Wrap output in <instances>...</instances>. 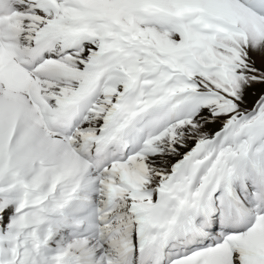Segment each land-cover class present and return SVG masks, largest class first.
Masks as SVG:
<instances>
[{"label":"bare ground","instance_id":"1","mask_svg":"<svg viewBox=\"0 0 264 264\" xmlns=\"http://www.w3.org/2000/svg\"><path fill=\"white\" fill-rule=\"evenodd\" d=\"M215 3L244 11V0H0V264H264V127L229 135L233 117L198 85H170L182 67L165 75L150 59L196 36L186 7ZM246 50L264 64L258 40ZM165 138L183 151L155 161Z\"/></svg>","mask_w":264,"mask_h":264},{"label":"rangeland","instance_id":"2","mask_svg":"<svg viewBox=\"0 0 264 264\" xmlns=\"http://www.w3.org/2000/svg\"><path fill=\"white\" fill-rule=\"evenodd\" d=\"M230 5L224 7L215 3L202 9L186 7L182 27L185 26L186 17L196 19V36L189 34L181 46L170 50L172 57L153 54L150 59L162 63L160 71L165 75L170 68L177 70L176 67H182L184 72L175 71L174 84L170 85L198 88L197 98H205L214 104L222 117H233L228 132L235 135L257 123L264 127V64L253 61L246 50L247 44L254 39L264 46V0H244L242 12L240 8ZM207 30L212 33L213 39L210 32H205ZM170 33L177 35L176 31L171 30ZM141 58L146 60V64L150 61L142 53L133 57L134 60ZM123 60L125 62L127 59ZM122 64L120 67H129ZM200 113L209 115L207 108L201 109ZM205 122L208 123V119ZM156 150L154 160L164 158L167 161L181 153L183 147L165 138L157 144ZM4 154H9L7 146ZM142 165L144 160L138 159L128 167L132 171Z\"/></svg>","mask_w":264,"mask_h":264}]
</instances>
